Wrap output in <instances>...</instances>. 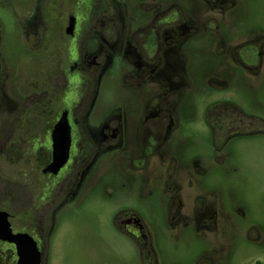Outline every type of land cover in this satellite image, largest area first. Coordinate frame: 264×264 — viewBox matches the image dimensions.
Returning <instances> with one entry per match:
<instances>
[{
	"label": "flooded vegetation",
	"instance_id": "1",
	"mask_svg": "<svg viewBox=\"0 0 264 264\" xmlns=\"http://www.w3.org/2000/svg\"><path fill=\"white\" fill-rule=\"evenodd\" d=\"M248 8L0 1L12 18L0 19V169L17 172L2 178L0 211L13 234L29 236L21 246L39 264H58L57 246L105 248L99 264H119L123 248L136 252L132 264H230L241 248L234 217L242 248L264 264V217L234 194L244 208L228 205L209 182L218 170L229 181L239 171L230 144L264 138V113L245 99L200 100L239 83L264 108V27L245 26ZM197 120L211 137L205 152L190 151L183 129ZM63 230L72 243L58 244ZM19 262L18 246L0 240V264Z\"/></svg>",
	"mask_w": 264,
	"mask_h": 264
},
{
	"label": "rangeland",
	"instance_id": "2",
	"mask_svg": "<svg viewBox=\"0 0 264 264\" xmlns=\"http://www.w3.org/2000/svg\"><path fill=\"white\" fill-rule=\"evenodd\" d=\"M1 1V0H0ZM248 0L249 8L247 9L248 21L245 26L251 27H264V0ZM0 19L3 20L8 26L10 18L6 12H2ZM5 34L9 33L8 29H4ZM253 78L249 79V87L253 88ZM257 89L259 86H255ZM264 93V79H262V92ZM250 90L248 87L242 89L239 83L234 84L233 88L228 91L214 92H203L200 96V100H210L216 97L219 99H233L241 100L245 99L249 103H245V108L249 111L250 109L255 110L257 113H264V108L256 106L252 103L249 97ZM198 107V106H197ZM204 111V104H201L198 108V116H201ZM191 108L188 107L185 115L191 116ZM184 133L189 145L190 151L201 150L206 147H210V134L206 132L205 125L200 121L186 122L184 127ZM202 144V148H201ZM230 148L236 152V165L239 167L238 172L231 173V180L226 178V174L223 171L213 172V176L209 179V182L215 187L218 193H221L227 201L230 200V195L234 194L235 197H242L244 201L250 207V211L256 218L264 217V138L263 137H252V138H238L231 142ZM213 147V144H212ZM10 174H17L16 171L1 170L0 169V185H4L5 181L2 179ZM230 203H234L235 208H244L241 201L238 204L235 201L230 200ZM97 204V203H95ZM91 204L88 208L89 215L96 216L99 209L97 205ZM94 222L93 218H90L87 222L90 226ZM232 227L235 233L234 244L239 246V250L235 252L230 264H253L254 260L257 259L255 254L249 253L246 249L242 248L245 246L244 240L242 239V231L238 229L239 222L233 219ZM88 229L84 227L82 232H86ZM242 236V237H241ZM75 240V239H72ZM58 244L72 243L71 237L69 238L68 233L63 230L58 236ZM184 248V247H183ZM181 248V249H183ZM183 253L186 255V249H183ZM57 253L59 254L58 264H99L100 257L103 253H110L105 248H78L72 251L66 249L63 251L61 247L57 246ZM119 264H132L137 258L136 252L133 249H120L117 252Z\"/></svg>",
	"mask_w": 264,
	"mask_h": 264
},
{
	"label": "water",
	"instance_id": "3",
	"mask_svg": "<svg viewBox=\"0 0 264 264\" xmlns=\"http://www.w3.org/2000/svg\"><path fill=\"white\" fill-rule=\"evenodd\" d=\"M25 237L29 236L13 234L7 214L0 211V240L12 242L18 246L20 257L19 264H39L35 256L36 253L34 254L29 248H23L21 246L22 240Z\"/></svg>",
	"mask_w": 264,
	"mask_h": 264
}]
</instances>
